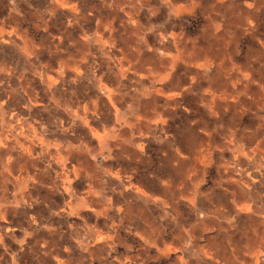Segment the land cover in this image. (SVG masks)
<instances>
[{
	"label": "clouds",
	"instance_id": "1",
	"mask_svg": "<svg viewBox=\"0 0 264 264\" xmlns=\"http://www.w3.org/2000/svg\"><path fill=\"white\" fill-rule=\"evenodd\" d=\"M0 264H264V0H0Z\"/></svg>",
	"mask_w": 264,
	"mask_h": 264
}]
</instances>
